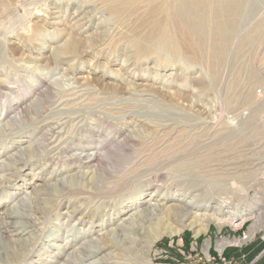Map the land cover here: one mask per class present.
<instances>
[{"label":"rangeland","instance_id":"374dc122","mask_svg":"<svg viewBox=\"0 0 264 264\" xmlns=\"http://www.w3.org/2000/svg\"><path fill=\"white\" fill-rule=\"evenodd\" d=\"M91 1L95 2L94 5ZM165 1L166 3L171 1L170 3H172L181 19H190V13L187 9L179 6V0ZM165 1L147 0L145 2V0H135V5H132L129 9L120 10L121 12L115 16L114 14H108L106 7L103 10L104 3H99L103 2L102 0H0V56L3 57H0V77L4 78L7 81L6 83L12 84L11 86H14L16 90L20 89L21 85L27 86L29 82L34 84L36 80L43 78L41 85L58 83L61 86L57 90L62 89L61 91L63 92L62 94L61 91H56L53 96L48 97L41 104L38 112L32 116L33 121L31 119L12 128H5V135L0 136V159L3 161L4 166L6 161L11 159L18 150L29 147L31 143L30 148L34 147L39 143L38 139L40 136L44 134V137H41L44 150L40 149L39 157L29 160V163H26L23 168L17 162L13 165H5L6 171L4 173L7 176L13 174L11 179L13 181L15 178L16 188H19L16 190L24 191L25 195H32L30 190L33 186L40 187L43 183L52 185L58 179L67 178L70 174L79 171L92 172L96 168L98 161L97 159L95 160L96 162L94 160L90 161V159L86 158V153L89 150V152L94 150L98 154L99 152L103 154L114 146L117 147L116 144L123 142L126 136L130 138L128 143L130 152H132V155L129 154L130 152L128 153L130 160L125 157L127 162H122L109 177L102 179L98 183L99 189H95V186H92V181L90 183L82 181L84 184L82 188L73 187L63 192V194L57 193V190L55 193L53 192V195L47 198V201L44 200L40 203V206L44 207L45 210L32 214L30 218L18 217L17 220L24 221V224L18 227H11L10 233L12 232L17 239L24 238L27 241L25 243L27 248L25 246L20 250L24 257L21 252V255L14 256L15 249L9 243H6L3 248L0 246V254L5 258L4 260L0 259V264H41V262L44 264L46 261H51L53 264L55 262L68 264L66 262L68 256L71 258L69 260L73 261L72 264H141L137 255L142 251L144 252L146 248L141 247L144 242L140 239H142L144 231L150 232L157 225H163L164 219L160 217H158L160 219L153 218L145 222L142 221L137 231L131 230L132 233L127 232L126 235L136 239L134 243L128 240L129 238L116 236L119 245L107 247L105 258L102 256L104 253L102 249L96 250V248L93 249L96 251L91 254L89 252L84 253L85 257L78 252L76 258L79 260L76 261L74 258L75 262L71 255H73L75 250L83 247L88 239L94 238L114 227L112 224L117 225L120 223L121 219L128 217V212L134 210V208L137 207V210H135L139 211L142 204L140 201L142 202L146 198L157 197L158 199L160 196L172 194L181 198L193 197L198 206L197 210L193 209L195 212L210 213L215 211L214 213L219 218H222L228 211H245L251 208L253 217L246 220L242 226L243 221L241 222V219L236 220L234 223L226 222L221 229H218L211 222L208 231L206 233L201 232L198 237L194 236L193 231L189 227H186L179 235L162 236L149 249L151 264H201L200 256L203 257L204 255L205 264H214V259L215 261L219 260L217 255L219 252L222 253V256L228 258L232 264H248L262 247L263 242L258 241L259 239H255L249 245L241 247L235 246L233 241L237 240L243 231L250 230L249 226L252 221L264 222V178L260 179L261 181H249L254 174L259 178L264 175V142L263 139L261 142L256 138L251 127L244 125V122L240 120L242 113L247 115V113L251 114L255 111L253 109L254 106L249 105L248 107L246 102L243 103L245 94L250 93L251 96L255 95L257 100H262L264 55L261 49L264 51V0L245 1L240 9V15H238V17L240 16L238 18L239 22L225 49L224 60L217 68L213 67L215 47L211 46L213 41L210 37L212 33H216L215 25L209 21L205 36L202 39L199 38L200 41H195L194 39V44H184L177 26L171 22V18L167 17L170 14L164 15V17L163 15L156 16L157 20H160V23L162 22L169 32L170 49L153 50L148 59L140 58L141 60L143 59V62L140 59H136L132 44L134 45L135 43L136 46L139 44V47L141 40L151 33L149 32L151 31V24L149 23L151 20L148 15L160 5H164L163 8H165ZM81 3L85 5L82 6L80 5ZM147 4L149 5L147 6ZM177 4L179 5L177 6ZM97 5L99 8L102 7V10L97 8ZM86 6L87 8H85ZM179 8L182 9L180 10ZM76 9H79V11L90 10L87 11L88 13L86 12V16L90 19L86 24L87 27L76 26L75 30L72 29L71 23L75 26L74 22L76 23L78 18L76 13L78 10ZM147 10L149 12L151 10V12L148 13ZM74 11L76 14H72ZM97 19L101 22L99 20L98 22ZM149 24L150 26H148ZM144 25L148 27L146 28ZM154 26L156 29L158 24ZM96 27H99L97 31H104L105 36H107L109 31L115 32L113 34L117 35L114 36L115 38L110 37V39L107 36L103 47L97 46L89 53L76 55L73 57L75 60H59L54 62V64L51 63L49 58L57 50V47L62 46L66 41H71L74 37H81V33L86 35L87 38L96 30ZM195 46L199 47V51H196ZM95 50L100 52L96 53L94 52ZM102 51H105L104 54ZM188 55L191 57L196 55L199 58L195 60L188 57ZM46 60L47 62L49 61L50 67L44 69L47 65ZM52 65L53 67L51 68ZM211 67L217 69L215 74L211 72ZM79 75H87L88 78L84 79L86 81L82 83L77 77ZM39 76L40 78L38 79ZM17 77L20 78L18 79ZM92 82L94 85H92ZM90 85L96 88L93 89ZM79 86L83 87L78 88ZM77 88H82L79 90L80 93H77ZM81 91H86L87 93ZM167 91L175 92L176 100H172L171 97L173 96L168 94ZM64 92H68V94ZM135 93L137 95L139 93L140 96ZM83 94L85 95L83 96ZM124 94L127 95L125 96ZM75 95L77 96L75 97ZM81 96L87 97L84 99ZM70 97L72 98L70 99ZM87 98L91 102H87ZM34 99H36L35 95L26 94L24 102L28 103ZM60 99L63 100L60 101ZM15 102L10 103L7 100L5 108H9V105H14ZM55 102L57 103L55 104ZM60 103L62 104L58 105ZM192 103L194 108L202 110L201 114L189 108ZM56 109L60 111L58 110V112ZM8 111H10L11 115L15 113V110L12 109ZM12 111L13 113H11ZM263 114L264 109H261L259 112V123L260 119L263 120L261 117ZM76 120L79 122H76ZM111 121L114 123L116 121L115 124L117 125ZM33 122L34 124H32ZM0 123L2 124L3 121L0 120ZM36 124L38 127L33 126ZM103 124L105 125V130ZM97 129H100V131ZM181 129L185 131L187 139L185 144L187 145H185L182 152L177 153L178 150L171 149L170 146H173L171 145L172 142L183 132ZM231 129H233V132L231 131L230 134ZM108 130L109 132H107ZM100 132L102 133L100 134ZM103 134L107 135L106 138H102ZM239 135L243 137L244 143L246 142L245 155L249 156L250 159L252 158L251 162L255 164L251 168V171L254 170L253 175L248 179L242 177L245 172L241 174L243 172L241 169L239 171L227 169L233 163L232 161L235 160L233 155H231L230 148L238 145L236 139H238ZM100 141L103 143H100ZM188 141L189 143H187ZM146 142L152 145L147 150V152L149 151L148 155ZM98 143L102 145H98ZM164 143H168L170 146ZM1 144L4 145L1 146ZM84 145L86 148L83 147ZM95 146L101 147L96 148ZM162 147H170V149L166 150V152L169 150L166 153L167 156L164 154V157L162 156L164 159L161 157L163 160L159 161L160 158H158L156 161L150 162L151 158L149 155L151 152L155 148L162 149ZM209 148L214 149V151L212 153L206 152ZM169 153L172 154L171 157H169ZM237 159H243V157H238ZM223 161L229 164L223 163ZM160 162L162 163L160 164ZM247 166L250 167V165ZM18 167L20 168L18 169ZM116 181L120 185L114 183ZM110 183H113L114 186L110 185ZM125 184L126 186H124ZM16 190L15 192H17ZM9 192L11 194H5L6 192L0 194V217L5 215L7 210L11 212L14 205L16 206L18 201L23 198L18 197L16 194L11 196L14 192ZM138 197L139 200L137 201ZM135 210L134 212H136ZM20 233L22 234L18 237ZM6 234L9 235V233ZM29 234L31 235L29 236ZM209 238L212 242V248L210 254H207L202 250V243ZM221 238H227L233 243L230 242L227 247L218 252L215 244ZM145 239H149L148 236ZM180 242H183V246L180 245ZM194 243H197L196 248H193ZM91 245L93 246V244ZM256 264H264V258Z\"/></svg>","mask_w":264,"mask_h":264},{"label":"bare ground","instance_id":"6f19581e","mask_svg":"<svg viewBox=\"0 0 264 264\" xmlns=\"http://www.w3.org/2000/svg\"><path fill=\"white\" fill-rule=\"evenodd\" d=\"M8 1V0H6ZM85 1V0H84ZM94 1V0H93ZM100 1V0H99ZM103 2H99L100 4L101 3H104L103 5V10L104 8L106 7L107 10H105L108 14H114L115 16H117L116 14L120 13L121 11L120 10H125V9H129V7H132V5H135V0H102ZM147 0H145L146 2ZM165 1V0H164ZM174 1V0H172ZM246 0H179L178 3L180 4H177V6L179 5L180 7L182 8H185L188 10V12L190 13V19H181L179 14L176 12V9H174V7L172 6V3H170L169 1H165L166 5H165V8H163L162 5L156 7V9L154 8V10L151 12L148 11V13H150L148 16H149V19L151 20L149 23L151 24V32L147 37L143 38V40H141V43H140V46L138 47V45L136 46L135 43L134 45L132 44V47L134 49V53H135V56H136V59H140V58H149L151 53L153 52V50H157V49H170L171 47V44H170V39H169V32L168 30L166 29V27L164 26V24L162 25L160 23V20H157V17L158 15L164 17V15L166 16L167 14H170L168 15L167 17L171 18V22L177 26V30L179 32V35L182 36V39H183V42L184 44H194L196 40H199V38H203L205 36V31L207 30V26L209 24V21L213 23V25H215L214 28H216V33H212L211 34V39L213 41L212 45L211 46H214L213 48L215 49L214 50V53H213V67L215 66L217 68V66L219 64H221L224 60V52H225V49L226 47L228 46L229 44V40L231 38V36L233 35V32H234V29L237 25V23L239 22L238 21V15H240V9L242 8V6L244 5ZM90 2V1H89ZM92 2V1H91ZM3 3V2H2ZM80 3V2H79ZM85 3V2H84ZM93 3V2H92ZM95 3V2H94ZM93 3V5H94ZM86 4V3H85ZM85 4H80V5H85ZM90 4V3H89ZM98 4V5H100ZM141 4V3H140ZM162 4V3H161ZM79 5V6H80ZM96 5V4H95ZM97 5V8H99ZM142 5V4H141ZM149 4H147L148 6ZM158 5V4H157ZM81 6V7H82ZM143 6V5H142ZM146 6V4H145ZM59 7V6H57ZM101 7V6H100ZM154 7V6H153ZM152 7V9H153ZM87 8V6L85 7ZM89 8V7H88ZM102 8V7H101ZM101 8H99L100 10H102ZM140 8V7H139ZM182 8H179L180 10ZM4 9V8H3ZM83 9V8H82ZM91 9V8H90ZM149 9V8H148ZM51 10V9H50ZM78 10L76 13H77V20H76V23L74 22L75 26H73V23H71V26L73 27L72 29H76V26L78 27H82V26H86L87 22L90 20L88 19V17L86 16V12L89 10H86V11H79V9H76ZM96 10V9H95ZM6 11V10H5ZM10 11V10H9ZM90 11V10H89ZM98 11V9H97ZM146 11V13H147ZM183 11V10H182ZM44 12V11H43ZM101 12V11H100ZM144 12V11H143ZM179 12V11H178ZM74 12H72V14H74ZM75 13V14H76ZM88 13V12H87ZM104 13V12H103ZM147 13V14H148ZM165 13V14H164ZM180 13V12H179ZM71 14V15H72ZM95 14V13H93ZM102 14V12H101ZM185 14V12H184ZM188 14V13H187ZM47 15V14H46ZM49 15V14H48ZM88 15V14H87ZM111 15V16H112ZM186 15V14H185ZM54 16V15H53ZM58 17V15H56ZM95 16V15H93ZM98 16V15H97ZM128 16V15H127ZM159 16V17H160ZM183 16V14H182ZM187 16V15H186ZM91 17V15H90ZM114 17V16H113ZM158 17V18H159ZM42 18V17H41ZM47 18V17H46ZM72 18V16H71ZM140 18V17H139ZM45 19V18H44ZM54 19V18H53ZM75 19V18H74ZM88 19V20H87ZM149 19H147L149 21ZM46 20V19H45ZM99 19H97L98 21ZM109 20V19H108ZM146 20V19H145ZM100 21V20H99ZM98 21V22H99ZM128 21V20H127ZM131 21V20H130ZM135 21V20H134ZM147 21V22H148ZM44 22V21H43ZM53 22V21H52ZM51 22V23H52ZM58 22V21H57ZM73 22V21H71ZM101 22V21H100ZM103 22V21H102ZM106 22V21H105ZM144 22V21H143ZM45 23V22H44ZM96 23V22H95ZM108 23V22H107ZM145 23V22H144ZM57 24V23H56ZM59 24V23H58ZM89 24V23H88ZM104 24V23H103ZM150 24L148 26H150ZM157 25V28L155 29V26L154 25ZM106 25V23H105ZM104 25V26H105ZM134 25V24H133ZM146 25V23H145ZM144 25V26H145ZM51 26V25H50ZM96 26V25H95ZM99 26V25H98ZM136 26V25H135ZM141 26V25H139ZM147 26V27H148ZM87 27V26H86ZM107 27V26H106ZM109 27V25H108ZM146 27V26H145ZM146 27V28H147ZM209 27V26H208ZM85 28V27H83ZM105 28V27H103ZM129 28V27H128ZM132 28V27H131ZM130 28V29H131ZM145 28V30H146ZM213 28V29H214ZM97 29H99V27H96V30L94 32H92L87 38H86V35H83V33H81V37H74L71 41L69 42H65L62 46H55L57 47V50L54 51L53 54H51L50 56V61L51 63L54 64V62L56 61H59V60H65V61H70V60H75L73 59L74 56H78V55H82V54H86V53H89L91 52L92 49H94L95 47L97 46H102L103 47V43L104 41L107 40V36H108V39H110V37H114L116 36L117 34H113L115 32H107V36H105V32L104 31H97ZM81 30V29H80ZM148 30V29H147ZM136 31V29H135ZM83 32V30H82ZM145 32V31H144ZM208 32V31H207ZM136 33V32H135ZM140 34V33H139ZM195 34V35H194ZM78 36V35H77ZM119 36V35H118ZM143 36V35H142ZM84 37V38H83ZM208 37V36H206ZM106 38V39H105ZM115 38V37H114ZM112 38V39H114ZM122 39V38H121ZM195 39V41H194ZM211 39H209L211 41ZM117 40V39H115ZM123 40V39H122ZM112 41V40H111ZM114 41V40H113ZM125 41V40H124ZM194 41V42H193ZM119 42V41H118ZM123 42V41H121ZM128 42V41H126ZM125 42V43H126ZM234 42V41H233ZM2 44V43H1ZM106 44V42H105ZM123 44V43H122ZM142 44V45H141ZM108 46V45H107ZM106 46V47H107ZM127 46V45H126ZM187 46V45H186ZM101 47V48H102ZM130 47V46H129ZM198 46H195V49L196 51H199L198 50ZM98 49V48H97ZM100 49V48H99ZM105 49V48H104ZM108 49V48H107ZM13 50V49H12ZM132 50V49H130ZM195 51V52H196ZM263 55H264V51L263 49H261ZM94 52H100V51H94ZM103 52V51H102ZM105 52V51H104ZM103 52V54H104ZM194 53V51H193ZM19 54V53H18ZM10 55V54H9ZM97 55V54H96ZM95 55V56H96ZM134 55V54H133ZM192 55V54H191ZM5 56V55H4ZM8 56V55H7ZM23 56V55H22ZM195 57H191L188 55V57L190 58H194L196 60V58H199V57H196V55H194ZM2 57V56H0ZM3 58V57H2ZM6 58V57H4ZM152 58H154V56H152ZM47 59V58H46ZM16 60V59H15ZM128 60V59H127ZM141 60V59H140ZM143 60V59H142ZM141 60V61H142ZM130 61V60H129ZM128 61V62H129ZM137 61V60H136ZM152 61V60H151ZM49 62V61H48ZM47 60H46V65L44 67V69L46 68H49L50 64H48ZM143 62V61H142ZM160 62V60H159ZM81 63V62H80ZM154 63V62H153ZM18 64V63H17ZM139 64V63H138ZM144 64V63H143ZM43 65V64H41ZM68 65V64H67ZM162 65V64H161ZM168 65V64H167ZM3 66V65H1ZM40 66V65H39ZM4 67V66H3ZM53 67V65L51 66V68ZM5 68V67H4ZM23 68V67H22ZM121 68V67H120ZM212 68V67H211ZM43 69V68H42ZM66 69V67H65ZM10 70V69H9ZM217 69H211V72H213V74H215ZM35 71V70H34ZM50 71V69H49ZM48 71V72H49ZM68 71V70H67ZM8 72V71H7ZM42 72V71H41ZM14 73V72H13ZM16 73V72H15ZM44 73V72H43ZM2 74V73H1ZM12 74V73H11ZM49 74V73H48ZM17 75V74H16ZM71 75V74H70ZM69 75V76H70ZM5 76V75H4ZM9 76V75H7ZM11 76V75H10ZM68 76V77H69ZM73 76V75H72ZM71 76V77H72ZM154 76V75H153ZM66 77V75H65ZM67 77V78H68ZM81 81L82 83L85 82L87 75L86 76H77ZM18 78V77H17ZM20 78V77H19ZM18 78V79H19ZM40 78V76L38 77V79ZM75 78V77H74ZM7 79V78H6ZM9 79V77H8ZM43 78H41L40 80H42ZM53 79V78H52ZM73 79V78H72ZM40 80H36L34 82V84H31L30 82L27 83V86H20V89L18 88L16 90V88L14 86H11L12 84L10 83H6L7 81H5L4 78H1L0 77V120L3 121V123L0 125V136L2 137V135L4 136L5 135V128H12L14 127L15 125H18V124H22V122H27V121H30L32 119V116H34L35 113L38 112V110L40 109L41 107V104L47 100L48 97H51L53 96L56 91H61L62 89H59L57 90L61 85L58 83L56 84H51V85H48V83L46 84H43V80L40 81ZM44 80L46 81V79L44 78ZM71 80V79H70ZM76 80V79H75ZM89 80V79H88ZM87 80V81H88ZM94 80V79H93ZM51 81V80H50ZM49 81V82H50ZM74 81V80H73ZM77 81V80H76ZM12 82V81H11ZM15 82V81H14ZM16 82H18L16 80ZM15 82V83H16ZM68 82V81H67ZM79 82V81H77ZM96 82V81H95ZM181 82V81H180ZM53 83V82H52ZM66 83V82H65ZM64 83V84H65ZM87 83V82H86ZM84 83V84H86ZM97 83V82H96ZM73 84V83H72ZM76 84V83H75ZM81 84V83H80ZM91 84V83H89ZM153 84V83H152ZM151 84V85H152ZM41 85V86H39ZM48 85V86H47ZM87 85V84H86ZM92 85L93 82H92ZM263 85V84H262ZM39 86V87H37ZM198 86V84H197ZM64 87V86H63ZM77 87V86H76ZM80 87H83V86H79L78 88ZM91 87V85H90ZM130 87V86H129ZM65 88V87H64ZM77 88V93H80L79 90L81 89H78ZM87 88V86H86ZM93 88V86L91 87ZM96 88V87H95ZM93 88V89H95ZM100 88V87H99ZM147 89V87H145ZM66 89V88H65ZM68 89V88H67ZM71 89V88H70ZM85 89V88H84ZM89 89V88H88ZM98 89V88H97ZM96 89V90H97ZM196 89V88H195ZM76 90V89H74ZM103 90V89H102ZM199 90V89H198ZM64 91V90H63ZM79 91V92H78ZM95 91V90H94ZM93 91V92H94ZM98 91V90H97ZM107 91V90H105ZM165 91V90H164ZM176 91V90H175ZM62 92V91H61ZM59 92V93H61ZM70 92V91H69ZM83 92V91H81ZM86 92V91H85ZM83 92V93H85ZM89 92H92V91H89ZM96 92V91H95ZM99 92V91H98ZM97 92V93H98ZM143 92V91H142ZM168 94L172 95L173 97H171L172 100H176V93L175 92H169L167 91ZM64 93H67L68 92H64ZM87 93V92H86ZM118 93V92H117ZM133 93V92H132ZM180 93V92H179ZM185 93V92H184ZM26 94H31L32 96L35 95V98L34 100H31L30 102L26 103L24 102V98L26 96ZM63 94V92H62ZM74 94V93H73ZM109 94V93H108ZM136 94V93H135ZM167 94V93H166ZM58 95V94H57ZM56 95V96H57ZM71 95V94H70ZM70 95H67V96H70ZM82 95V93H81ZM85 94H83L84 96ZM122 95V94H121ZM125 96L127 94H124ZM132 95V94H131ZM137 95V94H136ZM138 95L140 96V94L138 93ZM137 95V96H138ZM143 95V94H141ZM253 95V94H252ZM30 96V95H29ZM62 96H66V95H62ZM72 96V95H71ZM77 95H75L76 97ZM81 96V98L83 97ZM88 96V95H87ZM86 96V97H87ZM86 97H83L84 99H86ZM115 97V96H114ZM72 97H70L71 99ZM80 98V99H81ZM90 98V97H89ZM107 98V97H106ZM116 98V97H115ZM185 98V97H184ZM65 99V98H64ZM77 99V98H76ZM75 99V101H76ZM88 99V98H87ZM91 99V98H90ZM88 99L87 102L90 100ZM109 99V98H108ZM9 100L10 103L11 102H15L14 105H9V108H5V104H6V101ZM63 100V99H60V101ZM19 101V102H18ZM59 101V100H57ZM65 101V100H64ZM79 101V100H78ZM82 101V100H81ZM86 101V100H85ZM187 101V100H186ZM77 102V101H76ZM91 102V101H89ZM247 103L248 107L249 105H252L253 109L255 110L254 112H252L251 114H248L247 115L245 113H242V115L240 116V120L241 122H244L243 124L244 125H247V126H250L252 131H253V135L256 136V138H258L260 141L263 139V142H264V114L263 116H261L263 118L260 119V123H259V112L261 109H264V85H263V91H262V100H257L255 98V95L254 96H251L250 93L248 94H245L244 96V102L243 103ZM57 102H55L56 104ZM84 103V102H83ZM93 103V102H92ZM47 104V103H46ZM54 104V105H55ZM62 103L58 104V105H61ZM74 104V103H73ZM80 104V103H79ZM95 104V103H93ZM197 104V103H195ZM64 105V104H63ZM66 105V104H65ZM91 105V104H90ZM185 105V104H184ZM199 105V104H197ZM67 106V105H66ZM71 106V105H69ZM68 106V107H69ZM84 106H86L84 104ZM93 106V105H92ZM189 106V105H188ZM241 106V105H240ZM15 107V109H13ZM54 107H57V106H54ZM67 107V108H68ZM75 107V106H73ZM60 109V107H58ZM66 108V109H67ZM95 109V107H93ZM92 108V110H94ZM116 108V107H115ZM190 109H192V111H195L197 113H202V110H198L196 108H194V104L192 103V105L189 106ZM251 108V107H250ZM9 109H12V110H15V113L13 115L10 114V111H8ZM59 109H56L57 111ZM69 109V108H68ZM113 109V108H112ZM62 110V109H61ZM72 110V109H70ZM248 110V108H247ZM60 111V110H59ZM58 111V112H59ZM42 112V111H41ZM55 112V111H54ZM71 112V111H69ZM242 112V111H241ZM13 113V111L11 112ZM62 113V112H61ZM68 113V112H67ZM240 113V112H239ZM41 114V113H40ZM50 114V113H49ZM11 115V116H10ZM72 115V114H71ZM70 115V116H71ZM239 115V114H238ZM38 116V115H37ZM36 116V117H37ZM54 116V115H53ZM57 116V115H56ZM55 116V117H56ZM62 116V115H61ZM44 117H46L44 115ZM60 117V116H59ZM239 117V116H237ZM53 118V117H52ZM69 118V116H68ZM77 118V117H76ZM79 118V117H78ZM37 119V118H36ZM55 119V118H53ZM34 119H32L33 121ZM83 120V119H81ZM80 120V121H81ZM49 121V120H48ZM55 121V120H53ZM96 121V120H95ZM98 121V120H97ZM100 121V120H99ZM74 122V121H73ZM76 122H79L76 120ZM104 122V121H103ZM112 122V121H111ZM111 122H109L111 124ZM257 122V123H256ZM72 123V122H71ZM84 123V122H82ZM81 123V124H82ZM94 123V122H93ZM100 123V122H99ZM108 123V122H107ZM114 123V122H112ZM116 123V121H115ZM114 123V124H115ZM34 124V122L32 123ZM43 124V123H42ZM41 124V126H42ZM53 124V123H52ZM59 124V123H58ZM101 124V123H100ZM253 124V125H252ZM31 126V124H29ZM76 125V124H75ZM83 125V124H82ZM81 125V126H82ZM99 125V124H97ZM96 125V126H97ZM104 125V124H103ZM117 125V124H115ZM33 126H37L38 125H33ZM79 126V124H78ZM101 126V125H100ZM109 126V125H107ZM113 126V125H112ZM141 126V125H140ZM160 126V125H159ZM28 127V126H27ZM162 127V126H161ZM197 127V126H196ZM231 127V126H230ZM29 128V127H28ZM34 128V127H32ZM59 128V127H58ZM90 128V127H89ZM93 128V127H92ZM104 130H105V125L103 126ZM113 128V127H112ZM111 128V130H113ZM115 128V127H114ZM117 128V127H116ZM246 128V126H245ZM19 129H21L19 127ZM18 129V130H19ZM64 129V128H63ZM101 129V128H100ZM100 129L98 131H100ZM110 129V127H109ZM166 129V128H165ZM229 129V128H228ZM17 130V131H18ZM28 130V129H27ZM36 130V129H35ZM96 130V129H95ZM103 130V129H102ZM103 130V131H104ZM182 130V129H181ZM233 129L230 130V134H231V131ZM34 131V129H33ZM40 131V130H39ZM38 131V132H39ZM61 131V130H60ZM59 131V132H60ZM97 131V133H98ZM180 131V129H179ZM183 131V130H182ZM95 132V131H93ZM109 132V130L107 131ZM106 132V134H107ZM119 132V131H118ZM151 132V131H150ZM160 132V131H159ZM164 132V131H163ZM166 132V131H165ZM168 132H170L168 130ZM233 132V131H232ZM235 132V131H234ZM14 133V132H13ZM17 133V132H16ZM31 133H37V132H31ZM40 133V132H39ZM102 132H100L101 134ZM105 133V131H104ZM138 133V132H137ZM157 133V132H156ZM162 133V132H161ZM178 133V132H177ZM180 133V132H179ZM201 133V132H200ZM228 133V132H227ZM51 134V133H50ZM96 134V133H94ZM106 134H103L102 138H106ZM165 134V133H164ZM172 134V133H171ZM181 135L177 136L176 140L174 142H172L171 145L173 146H170L168 143H164L165 145L168 144L171 149H175V150H178V152H182L187 141L186 137H185V131H183L182 133H180ZM235 134V133H234ZM7 135V133H6ZM10 135V134H9ZM29 135V133H28ZM109 135V134H108ZM140 135V134H139ZM175 135V134H173ZM177 135V134H176ZM229 135V134H228ZM14 136V135H13ZM31 136V135H30ZM35 136V135H34ZM33 136V137H34ZM39 136V135H38ZM53 136V135H52ZM98 136V135H97ZM138 136V135H137ZM145 136V135H144ZM143 136V137H144ZM198 136V135H197ZM0 137V138H1ZM41 137H44V134L42 136H40V138L38 139L39 143H37L34 147L30 148V145H32V143L29 145V147L23 149V150H18L16 152V154L11 158L9 159L8 161H6V164L5 165H13L14 163L16 164V162L18 164H21L20 167H24L26 165V163H29L28 161L33 158H36V157H39V154H40V149L44 150L43 148V144H42V138ZM101 137V136H100ZM167 137V136H166ZM173 137V136H172ZM185 137V139H183ZM195 137V136H194ZM252 137V136H251ZM25 138V137H24ZM36 138V137H35ZM101 138V139H102ZM136 138H141V137H136ZM6 139V138H5ZM12 139V138H11ZM10 139V140H11ZM33 139V138H32ZM99 139V138H98ZM112 139V138H111ZM1 140V139H0ZM13 140V139H12ZM22 140V139H21ZM105 140V139H104ZM135 140V139H133ZM198 140V139H197ZM206 140V139H205ZM258 140V141H259ZM6 141V140H5ZM89 141V140H88ZM128 141H130V138H128L127 136L124 138L123 142H118L116 144L117 147H111L112 149H109L107 152L105 153H101L97 151H94V150H91V152H87L86 153V158L90 159V161L92 160H96L97 159V166L96 168L94 169V171L92 172H84V171H79V172H76V173H73V174H70L67 178H63L61 180L58 179V181H56L55 183H52V185H48V183L45 185L44 183L42 184V186L40 187H36V186H33L30 190V193L32 195H25L24 194V191H17L16 189H19V188H16V183L13 179H11V176H13V174L7 176L4 172L6 171L5 169V165L3 166V161L0 159V194L1 193H5V194H11L9 191H13L14 193L11 195H17L18 197H23L22 199H20L18 201V204L14 207H13V210H9L11 212H8L7 210V213L5 215H3L2 217H0V246L1 248H3L5 246L6 243H9L10 246L15 249V253H14V256L16 255H19L20 254V250L21 248L25 247L26 246V240L23 238V239H17L16 237H14L15 235H11L10 233V229L11 227L13 226H21L24 224V221H20V220H17V218H30L32 216V214L38 212V211H43L45 210L44 207H41L40 206V203L43 202L44 200L47 201V198H49L51 195H53V192L55 193V191L57 190L59 194H63V192L69 190L70 188H82V186H84L83 182H86V183H90L92 181V186H95V189H99V185L98 183L102 181V179L106 178V177H109L116 169L119 165H121L122 162H125L126 161V158L128 160L129 159V155L128 153L130 152V145L128 143ZM141 141V140H140ZM170 141V140H169ZM168 141V142H169ZM173 141V140H172ZM246 141V140H245ZM34 142V140H33ZM81 142V141H80ZM102 141H100L101 143ZM116 142V141H115ZM144 142V141H143ZM236 142H237V146H233L230 148V151H231V155H233V158H235L234 161H232L233 163L230 164V167L227 168V169H232V170H235V171H239L240 169L243 171L241 172V174H243L245 172V176L241 175L243 178L245 179H248V178H251V176L253 175V171H251V168L254 167L255 164H253L251 162V159L249 158V156H246L245 155V150H246V142L244 143V139L242 136H238V139H236ZM262 142V141H261ZM4 143V142H3ZM98 143V145L100 144ZM103 143V142H102ZM132 143V142H131ZM137 143V142H136ZM171 143V142H170ZM189 143V141L187 142ZM194 143V142H193ZM242 143V144H241ZM134 144V143H133ZM139 144H141L139 142ZM152 144V143H151ZM160 144V143H159ZM163 144V143H162ZM161 144V145H162ZM241 144V145H240ZM4 145V144H1V146ZM53 145V144H52ZM51 145V146H52ZM102 145V144H100ZM132 145V144H131ZM146 145V152L147 150L152 146V145H149L147 142L145 143ZM193 145V144H192ZM154 146V144H153ZM164 146V145H163ZM4 147V146H3ZM85 147V145L83 146ZM82 147V148H83ZM96 147V146H95ZM101 147V146H100ZM100 147H96V148H100ZM110 147V146H109ZM133 147V146H131ZM155 147H158V146H155ZM160 147V146H159ZM169 148H165V147H162V149H154L153 152H151V154L149 155L150 156V162H153V161H156L158 158H160L159 161H161V159L164 157V154L167 156L166 153L169 152H166L167 149H170ZM21 148V147H20ZM75 148V147H74ZM80 148V147H78ZM86 148V147H85ZM90 148V147H89ZM93 148V147H92ZM91 148V149H92ZM95 148V149H96ZM187 148V147H186ZM185 148V149H186ZM248 148V147H247ZM13 149V148H12ZM51 150V148H49ZM134 149V148H133ZM14 150V149H13ZM17 150V149H16ZM107 150V149H106ZM135 150V149H134ZM144 150V149H142ZM165 150V151H164ZM174 150V151H175ZM180 150V151H179ZM133 151V150H132ZM138 151V150H136ZM152 151V149H151ZM171 151V150H170ZM186 151V150H185ZM214 151V149H208L206 152L208 153H212ZM15 152V151H14ZM145 152V153H146ZM149 152V151H148ZM148 152H147V155H148ZM80 153V152H79ZM79 153H78V156H79ZM82 153V152H81ZM132 152H130L129 154H131ZM175 153V152H174ZM191 153V151H190ZM75 154V153H74ZM134 154V153H133ZM171 157V153H169ZM247 154V152H246ZM254 154V153H252ZM250 154V155H252ZM73 155V154H71ZM77 156V154H75ZM73 155V156H75ZM81 155V154H80ZM83 155V154H82ZM176 155V153H175ZM173 155V156H175ZM180 155V153H179ZM72 156V157H73ZM84 156V155H83ZM82 156V157H83ZM163 156V157H162ZM254 156V155H253ZM81 157V156H80ZM132 157V156H131ZM148 157V156H147ZM146 157V158H147ZM162 157V158H161ZM238 157H243V159H237ZM246 157V158H245ZM78 158V157H77ZM167 158V157H166ZM256 158V157H255ZM258 158V157H257ZM88 159H86L88 161ZM164 159V158H163ZM162 159V160H163ZM168 159V158H167ZM166 159V160H167ZM261 159V158H260ZM6 160V159H5ZM4 160V161H5ZM41 160V159H40ZM132 160V159H131ZM264 160V159H263ZM44 161V160H43ZM47 161V160H45ZM81 162V161H80ZM84 162V161H82ZM96 162V161H95ZM127 162V161H126ZM243 162V163H241ZM259 162V161H257ZM41 163V161H40ZM92 163V162H91ZM91 163H87V164H91ZM158 163V161H157ZM155 163V164H157ZM162 162H160L161 164ZM223 163H228V162H224ZM223 163H220V164H223ZM83 164V163H82ZM94 164V162H93ZM159 164V163H158ZM219 164V165H220ZM229 164V163H228ZM253 164V165H252ZM260 164V163H259ZM92 165V164H91ZM96 165V164H95ZM94 165V166H95ZM180 165V164H179ZM178 165V166H179ZM232 165V166H231ZM247 165H250L247 166ZM252 165V166H251ZM17 166V165H16ZM82 166V165H81ZM190 166V165H189ZM188 166V168H189ZM8 167V166H6ZM15 167V166H14ZM18 167V169L20 168ZM40 167V166H39ZM83 167V166H82ZM91 167V166H90ZM152 167V166H151ZM183 167V166H182ZM12 168V167H10ZM9 168V169H10ZM17 168V167H16ZM21 168V169H22ZM85 168V167H84ZM177 168V167H176ZM187 168V167H186ZM132 169V168H131ZM157 169V168H156ZM178 169V168H177ZM258 169V168H257ZM261 169V168H260ZM180 170V169H179ZM190 170V168H189ZM16 171V170H14ZM20 172V171H19ZM164 172V171H163ZM2 173H4L2 175ZM11 173V172H10ZM17 173V171H16ZM130 173V172H129ZM234 173V172H233ZM240 173V172H239ZM238 173V174H239ZM18 174V173H17ZM20 174V173H19ZM115 174V173H114ZM181 174V173H179ZM182 175V174H181ZM240 175V174H239ZM144 176V175H143ZM250 176V177H249ZM256 175L254 174L253 175V178L250 179L249 181L253 180V181H261L260 179H263L264 178V175H261V177H255ZM161 177V176H160ZM17 178V177H16ZM96 180H95V179ZM112 178V177H110ZM113 178H114V175H113ZM112 178V179H113ZM163 179V178H161ZM17 180V179H16ZM23 180V178H22ZM115 180V179H114ZM118 180V179H117ZM180 181V179H178ZM83 181V182H82ZM192 182V181H191ZM117 184V181L114 182ZM166 183V182H164ZM180 183V182H179ZM119 184V183H118ZM117 184V185H118ZM191 184V183H190ZM189 184V185H190ZM110 185H113V183ZM116 185V186H117ZM120 185V184H119ZM123 185V184H122ZM121 185V186H122ZM163 185V184H162ZM167 185V184H166ZM38 186V185H37ZM114 186V185H113ZM126 186V184L124 185ZM183 186V185H182ZM119 187V186H118ZM117 187V188H118ZM168 187V186H167ZM156 188V187H155ZM158 188V187H157ZM184 188V187H183ZM14 189V190H13ZM116 189V188H115ZM148 189V188H147ZM146 189V190H147ZM182 189V188H181ZM8 190V191H6ZM15 190L17 192H15ZM168 191V190H167ZM143 193V192H142ZM162 193V192H161ZM46 194V195H45ZM58 194V195H59ZM165 194V193H164ZM179 194V193H178ZM40 195V197H39ZM141 195V194H140ZM1 196V195H0ZM140 197V196H139ZM139 197L136 199L137 201L139 200ZM150 197V196H149ZM195 197V196H194ZM2 199V198H1ZM61 199V198H60ZM142 199V198H141ZM225 201V200H224ZM3 202V201H2ZM218 202H221V201H218ZM226 202V201H225ZM223 202V203H225ZM141 204V208H139V211H136L137 207L134 208V210L136 212H134V210L128 212L129 216L126 217V218H123L121 219L120 223H118L117 225L116 224H112L114 225V227L112 228H109L107 231H105L104 233H97L99 234L98 236L94 237V238H91V239H88V241L86 242V244L83 246V247H80L78 250H75L73 252V255H71L72 259L77 261L79 260L77 257V253L79 252V254H82L83 257H85V254L86 252H89V254H91L92 252L96 251V250H100L102 249V251L104 252L103 253V258H105L104 255H106V250H107V247H110L112 245H116L117 246V240L116 238L117 237H124L130 241H133L136 242V239L134 237H131V236H128L126 235L127 232H131V230H134V231H137V229L139 228V225H140V222L142 224V221H146V220H152L153 218H157V219H164V222H163V225H157L156 227L152 228L150 232H147V231H144L143 232V235H142V239H140L141 241L143 240L144 243H142L143 245H141V247L143 248H146V250L143 252H141L140 254H138V259H140L141 261V264H151V259H150V255H149V249L151 248V246H153L152 244L154 242H156V240L160 239L162 236H174V235H179L181 232L184 231V229L186 227H189V229H191L194 233V236L198 237L201 232L202 233H206L208 231V228H209V224L211 222L214 223V225H216V227L218 229H221V227L224 225V223L226 222H230V223H234L236 220L238 219H241V226L245 223L246 220H248L249 218H252L253 217V210L251 208H248L247 210L245 211H240V210H232V211H228L226 212L225 215L222 216V218L218 217V215L216 213H214L215 211L213 212H210V213H206V212H201V211H194L193 209H198V206H197V203L195 201V199L193 197H187V198H181V197H178L176 195H168V196H165L163 195L162 197L160 196V198L157 199L156 198H146L144 200H142V202L140 201ZM203 203V202H202ZM56 204V203H54ZM53 204V206H54ZM73 205V204H72ZM202 205V204H201ZM222 205V203H221ZM52 206V207H53ZM58 206V204H57ZM60 206V205H59ZM63 207V206H62ZM214 207V206H213ZM19 209V210H18ZM55 210V208H53ZM52 209V210H53ZM132 209V208H131ZM6 211V210H5ZM46 212V211H45ZM69 213V212H68ZM123 213V211H122ZM2 215V214H1ZM126 215V214H125ZM38 217V216H37ZM36 217V218H37ZM66 217V216H65ZM160 217V218H158ZM16 218V219H15ZM37 220V219H36ZM111 220V219H110ZM119 222V221H118ZM175 224V225H174ZM264 225V222H257L256 221H252V223L250 224L249 228H250V232L252 233L253 231L259 229L260 227H262ZM28 227V226H27ZM19 229V228H17ZM16 229V231H17ZM12 230V229H11ZM22 230V229H21ZM24 231V230H23ZM22 231V232H23ZM121 231V232H120ZM133 231V232H134ZM126 232V233H125ZM6 233H9V235H7ZM24 233V232H23ZM89 233H91V231H89ZM132 233V232H131ZM16 234V233H14ZM22 233L18 234V237L21 236ZM31 234H29L30 236ZM34 235V234H33ZM126 235V236H125ZM130 235V234H129ZM23 236V235H22ZM47 236V235H46ZM117 236V237H116ZM149 239H145V237H147ZM12 237V239H10ZM88 237V236H87ZM26 238V237H25ZM35 239V238H34ZM32 240V239H31ZM33 241V240H32ZM231 241H229L227 238H221L219 239L216 244H215V247H216V250H220L222 251L225 247L228 246V244L230 243ZM234 243L237 242V240H234L233 241ZM231 242V243H233ZM33 243V242H32ZM32 243H30L32 245ZM140 243V241H139ZM66 244V243H65ZM93 244V246L91 245ZM119 245V244H118ZM180 245L183 246V242H180ZM30 246V245H29ZM86 246V248H85ZM95 246V247H94ZM197 246V243H194L193 244V248H196ZM199 247V246H198ZM201 247V246H200ZM27 248V246L25 247ZM24 248V249H25ZM85 248V249H83ZM94 248H96V250H93ZM212 248V242H211V239H206L204 241V243H202V250H204L207 254H210V250ZM12 249V250H13ZM29 249V248H28ZM65 249V248H64ZM24 252V250H23ZM99 252V251H98ZM22 253V252H21ZM28 253V252H26ZM24 253V254H26ZM138 253V252H137ZM21 255V254H20ZM13 256V255H12ZM22 256H23V253H22ZM26 256V255H25ZM28 256V254H27ZM6 257V256H5ZM8 257V256H7ZM20 257V256H19ZM24 257V256H23ZM22 257V258H23ZM107 257V256H106ZM144 257V259H143ZM5 259L4 256L2 254H0V259ZM13 258V257H12ZM21 258V259H22ZM14 259V258H13ZM19 259V258H18ZM69 259V256L67 257V260L66 262H68V264H72L73 261H70ZM2 260V262H3ZM7 260V259H6ZM55 260V259H54ZM74 260V262H75ZM14 261V260H13ZM7 262V261H6ZM9 262V261H8ZM11 262V261H10ZM65 262V261H63ZM65 262V263H66ZM119 262V261H118ZM143 262V263H142ZM17 263V261H16ZM93 263V262H92ZM11 264V263H10ZM41 264H43V262H41ZM44 264H53L51 261H46L44 262ZM55 264H59L57 262H55ZM64 264V263H62Z\"/></svg>","mask_w":264,"mask_h":264},{"label":"built area","instance_id":"2783aa9c","mask_svg":"<svg viewBox=\"0 0 264 264\" xmlns=\"http://www.w3.org/2000/svg\"><path fill=\"white\" fill-rule=\"evenodd\" d=\"M255 239H259L258 241L263 242L262 247L260 248V250L251 258V260L248 262V264H256L258 263L261 259L264 258V225L253 231L252 233L250 232V230H247L246 232L243 231L242 235L237 238V242L234 243L235 246H247L250 243L254 242ZM218 252L220 250H217ZM219 256V260L217 259L215 261L214 259V264H232L231 261L226 258L225 256H222V253L219 252V254H217ZM205 255L202 257L200 256V260L202 261L201 264H205Z\"/></svg>","mask_w":264,"mask_h":264}]
</instances>
